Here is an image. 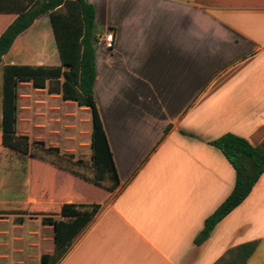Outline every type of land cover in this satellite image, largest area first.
<instances>
[{
  "label": "crops",
  "instance_id": "1",
  "mask_svg": "<svg viewBox=\"0 0 264 264\" xmlns=\"http://www.w3.org/2000/svg\"><path fill=\"white\" fill-rule=\"evenodd\" d=\"M86 1L96 30L113 34L110 48L103 39L96 45L93 91L119 186L109 192L61 177L67 195L59 199L101 210L59 264H216L252 241L258 247L246 264H264V174L194 244L235 184L234 169L209 143L224 134L264 141V0ZM41 19L50 23L45 15L30 28ZM48 49L28 64H51L59 53ZM31 221L0 216V264H41L53 252L52 227L41 219L32 231ZM44 229L52 232L47 252Z\"/></svg>",
  "mask_w": 264,
  "mask_h": 264
},
{
  "label": "trees",
  "instance_id": "2",
  "mask_svg": "<svg viewBox=\"0 0 264 264\" xmlns=\"http://www.w3.org/2000/svg\"><path fill=\"white\" fill-rule=\"evenodd\" d=\"M45 15L50 19L60 65L4 66L1 145L31 159L57 157V148H46L43 142H31L27 136L18 135L16 125L18 89L21 84L29 83L36 90H47L50 95H59L63 101L74 102L78 107L90 111L91 175L80 174L70 168L68 162L50 160L51 164L96 187L113 192L119 186V179L93 91L98 43L94 7L86 0H0V64L15 39ZM209 144L217 148L234 169L235 184L226 200L205 220L201 233L194 241L196 246L209 239L216 225L242 204L264 174V141L259 146H253L242 137L224 134ZM100 210L101 205L95 203H63L57 214L58 219L44 216L42 224L52 227L54 250L51 254L41 256V264H59L74 240ZM257 247L258 241L241 244L228 250L216 264H246Z\"/></svg>",
  "mask_w": 264,
  "mask_h": 264
},
{
  "label": "rangeland",
  "instance_id": "3",
  "mask_svg": "<svg viewBox=\"0 0 264 264\" xmlns=\"http://www.w3.org/2000/svg\"><path fill=\"white\" fill-rule=\"evenodd\" d=\"M101 34V30H96V35ZM41 47L51 48L50 51L56 50L51 25L45 19L39 20L24 35L18 37L9 50L7 59L2 60L0 125L4 66L8 65L10 58L15 65H29L31 56ZM59 64L60 59L56 54L51 64L43 65ZM18 95L16 133L27 136L31 142H43L46 148H57L59 152L57 157L51 159H31L27 155L3 147L0 141V216L32 220L27 224V228L34 231L38 221L44 216L58 219L59 208L64 202L59 196L66 194L65 185L61 187L59 181H64L62 176L71 175L68 171L52 165L51 161L68 162L70 168L80 174L91 175V114L89 110L78 107L76 103L65 102L60 96L50 95L46 90H36L31 84H21ZM87 192L90 195L88 199L94 202L100 199L97 193L91 190ZM51 237L52 232L44 229V252L50 249ZM32 264H39V260Z\"/></svg>",
  "mask_w": 264,
  "mask_h": 264
},
{
  "label": "built area",
  "instance_id": "4",
  "mask_svg": "<svg viewBox=\"0 0 264 264\" xmlns=\"http://www.w3.org/2000/svg\"><path fill=\"white\" fill-rule=\"evenodd\" d=\"M96 38H97V42L98 43L100 41H102V39H103L105 41V43H106L108 48H110L112 46V42H113V34L112 33H109L104 38L102 36L96 35Z\"/></svg>",
  "mask_w": 264,
  "mask_h": 264
}]
</instances>
